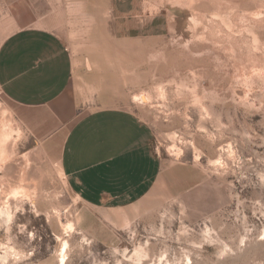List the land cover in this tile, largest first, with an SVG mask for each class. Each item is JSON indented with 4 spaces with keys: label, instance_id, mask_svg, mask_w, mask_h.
<instances>
[{
    "label": "rangeland",
    "instance_id": "rangeland-1",
    "mask_svg": "<svg viewBox=\"0 0 264 264\" xmlns=\"http://www.w3.org/2000/svg\"><path fill=\"white\" fill-rule=\"evenodd\" d=\"M62 5L47 27L74 58L65 94L24 112L0 91V264H264V0ZM107 107L153 129L162 163L125 208L87 205L59 163L62 136ZM57 112L50 137L20 120Z\"/></svg>",
    "mask_w": 264,
    "mask_h": 264
},
{
    "label": "crops",
    "instance_id": "crops-1",
    "mask_svg": "<svg viewBox=\"0 0 264 264\" xmlns=\"http://www.w3.org/2000/svg\"><path fill=\"white\" fill-rule=\"evenodd\" d=\"M65 0H0V91L24 112L44 110L60 99L73 78L74 58L48 21ZM112 3L116 34L124 26ZM60 112L23 113L28 130L42 137L62 133ZM153 129L129 109L107 107L78 120L62 136L60 166L67 184L87 205L125 208L151 191L162 163Z\"/></svg>",
    "mask_w": 264,
    "mask_h": 264
},
{
    "label": "bare ground",
    "instance_id": "bare-ground-1",
    "mask_svg": "<svg viewBox=\"0 0 264 264\" xmlns=\"http://www.w3.org/2000/svg\"><path fill=\"white\" fill-rule=\"evenodd\" d=\"M141 101H145V98L144 97H142L141 98ZM10 127H12V126H10ZM14 130V129H13ZM6 134V133H5ZM6 139H7V136L5 135L3 138L1 137V139H0V141L1 142H4V141H6ZM1 160V159H0ZM3 188V187H2ZM25 188V187H24ZM21 191V190H20ZM4 194H5V192H4ZM21 194V193H20ZM3 196V195H2ZM2 206V205H1ZM2 210H4V209H2ZM6 211V209L4 210V212ZM11 213V212H10ZM12 215V214H11ZM3 216V215H2ZM11 218V217H10ZM8 220V219H7ZM10 220V219H9ZM8 220V221H9ZM7 222V221H6ZM65 242V241H64ZM68 246V243L67 242H65L64 243V245H63V247L65 248V247H67ZM63 253V252H62ZM63 258V257H62ZM64 262H62V264H63Z\"/></svg>",
    "mask_w": 264,
    "mask_h": 264
}]
</instances>
